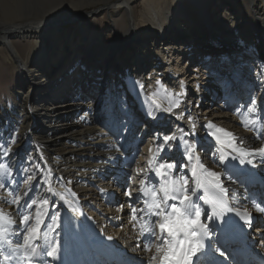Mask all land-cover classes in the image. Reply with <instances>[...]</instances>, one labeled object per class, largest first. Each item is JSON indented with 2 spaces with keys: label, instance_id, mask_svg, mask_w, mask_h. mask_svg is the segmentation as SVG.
<instances>
[{
  "label": "bare ground",
  "instance_id": "1",
  "mask_svg": "<svg viewBox=\"0 0 264 264\" xmlns=\"http://www.w3.org/2000/svg\"><path fill=\"white\" fill-rule=\"evenodd\" d=\"M20 1L9 8L0 0L4 21L0 24V66L8 64L18 80L12 94L17 104L8 111L0 107V144H8L13 137L16 141L8 156H0V164L10 166L7 174L0 170V181L6 184L0 188V211L14 217L23 231L26 226L19 223L18 214L25 210L11 201L17 195L23 197L31 187L21 204L37 199L38 205L27 211L35 217L37 206L41 210V237L46 239L40 243L48 250L57 247L55 257L43 258L46 264H148L151 253L143 250L146 240L139 235L140 224L130 220L131 208L141 205L133 204L124 191L131 183L135 197L142 178L155 179L147 171L148 160L156 153L153 147L160 138L173 134L195 140L205 149L200 153L202 162L221 173L230 195L238 193L229 206L241 211L247 208L251 216L249 226L234 211L212 220L202 215L210 229L212 249L206 240L196 264H232L234 256L229 250L242 249L241 238L250 242L255 232L262 234L264 242V222L254 219L264 212L253 206L255 201L264 207V158L255 155L241 163L237 153L225 148L221 160L219 153L212 155L218 145L208 134L215 132L208 126L211 122L242 138L247 147L264 145V125L258 123L254 134L241 123L250 98H264L262 0H186L193 5L188 4L186 10L191 11L184 14L179 10L185 0H99L97 4L80 3L82 6L73 8L77 11L59 13L55 7L43 16L41 13L52 7L44 4L41 10L27 12ZM137 1L141 11L135 17L132 4ZM83 6L96 8L85 13ZM100 10L108 12L113 23L112 43L105 50L91 46L89 37L94 35L90 29H82L84 40L78 45L91 55L80 54L77 59L63 27L71 23L85 28L89 16ZM183 21L187 27L181 26ZM140 25L145 29L143 36ZM206 30L212 34L214 52L200 41H207L200 35ZM233 61L239 67L228 68ZM95 71L96 76H91ZM2 77L0 69V82ZM234 79L239 86H234ZM134 81L142 83L143 90L134 86ZM182 82L194 93L181 87ZM166 91L183 92L179 107L171 112L159 111L153 103L168 107ZM150 111L155 119L148 115ZM193 123L195 136H184L191 133ZM216 136L228 139L223 133ZM144 138L147 141L143 142ZM169 143L172 151L166 149L162 155L169 162L175 160L179 169L181 163H187L181 147L175 146L182 141ZM140 168L145 172L138 176ZM28 176L34 179L25 183ZM259 182L262 187L257 186ZM19 185L22 189L16 194ZM42 199H48L49 204H40ZM53 213L58 217L55 222L48 219ZM29 223L35 225V220ZM15 228L11 225L9 231ZM224 238L227 249L219 245ZM8 239L16 241L17 237L9 235ZM8 264L17 261L14 258Z\"/></svg>",
  "mask_w": 264,
  "mask_h": 264
},
{
  "label": "snow or ice",
  "instance_id": "2",
  "mask_svg": "<svg viewBox=\"0 0 264 264\" xmlns=\"http://www.w3.org/2000/svg\"><path fill=\"white\" fill-rule=\"evenodd\" d=\"M133 84L141 90L144 88V85L139 81H134ZM155 95L156 93H153V96ZM166 95L169 101L168 107L162 108L155 100L153 103L157 110L171 112L173 108L179 107V97L183 95V92L174 94L166 91ZM148 115L152 116L153 119L156 118L151 111ZM178 118L182 119L183 115L181 114ZM241 123L245 129L254 132V134L257 132L256 125L258 123L264 125V98L259 101L256 96L250 98L249 104L245 107V119ZM208 126L215 128V132L208 134L214 137L218 145L212 153L213 156L219 153V158L222 160L224 149L229 148L238 154L241 163L248 157L255 155L264 158V145L254 148L247 147L244 140L237 138L233 133L217 128L211 122ZM195 127L196 125L193 123L191 133H184V136H195ZM217 132L223 133L228 138L227 141L216 136ZM257 138L261 137L258 136ZM177 140L182 141V143H177L175 146L181 147L182 156L187 161V163H181L179 169H177L175 160L169 162L162 155L166 149L171 152L173 145L169 142ZM15 143L13 137L10 143L0 144V156H8L12 151L11 145ZM198 146L197 141H189L183 137L177 138L175 134L164 136L162 143L156 146V153L148 160L147 171L153 173L155 179L153 176L142 178L135 197H133L132 184L129 183L125 187L124 195L132 199L133 204L139 203L141 205L139 208L135 206L131 208L130 220L140 224L139 235L145 237L146 240L143 250L151 253L148 264H193V257L205 249L206 240H208L207 247L210 249V229L207 223L202 222V215L206 219L212 220L222 218L225 213L234 211L245 220L246 224L251 226V216L247 208L241 211L229 206L230 201L237 199L238 193L231 192L230 195V189L225 187L221 181V173L205 166L200 155L205 149L199 146V151H197ZM248 163L251 164L252 160L248 159ZM9 167L7 164H0V170L6 174ZM185 169H188L190 175L184 172ZM136 171L139 176L145 172V169L140 168ZM33 179L32 176H28L25 183ZM5 187L6 184L0 181V188ZM29 191H31V187L23 193V197H28ZM48 191L51 192L52 189L49 188ZM23 197L17 195L11 201L12 204H16L25 210V214H18L19 223L26 226L23 231L20 230L14 217L0 211V257H2L0 264H8L14 258L17 264H46L44 257H55L56 255L57 247L54 246L48 250L45 244L40 243L41 239H46V236L41 237L40 225L43 221L40 219L41 210L39 206H37L35 217L27 211L32 209L34 205H38L37 199L31 198L30 201L21 204ZM40 204L48 205L49 200L42 199ZM205 205L211 209L210 213L205 209ZM253 206L258 212H264V207L261 204L253 201ZM137 213L140 215L138 216ZM57 218L55 213L48 216V219L53 222ZM33 219L35 225L29 223ZM136 223L133 224V227L136 226ZM11 225H16L12 232L9 231ZM9 235L17 237L16 241L9 240ZM5 246L8 248L7 252ZM217 251L219 250L217 249ZM220 255L223 256L224 253L220 252Z\"/></svg>",
  "mask_w": 264,
  "mask_h": 264
},
{
  "label": "rangeland",
  "instance_id": "3",
  "mask_svg": "<svg viewBox=\"0 0 264 264\" xmlns=\"http://www.w3.org/2000/svg\"><path fill=\"white\" fill-rule=\"evenodd\" d=\"M4 1L6 3V6L10 8V6L15 5V3H16L17 0H4ZM22 1H23L24 5H23ZM97 1H99V0H96V2H93V0H27V1L26 0H21L19 4H20L21 7L22 6L27 7V9H28L27 12H33V11L41 10L42 5H44V4H47L46 7H52L47 12L46 11L42 12L41 14L43 16L44 13L47 15L49 12L53 11L52 9L55 8V7H57L56 10H60L61 11L59 13H62L66 9L76 10V9H73V8L82 6V5H78L80 3H82V4L83 3H86V4H88V3L89 4H91V3L97 4ZM119 1L120 0H111V2H115V3L119 2ZM258 1H261V0H258ZM262 3L264 4V1L263 0H262ZM33 4H35V5L33 6ZM188 4L193 5V3L191 1H186L185 0L183 2L182 6L180 7V10L179 11L182 12L183 14H184V11L187 12V13H189L191 10L190 9L189 10H186L188 8ZM132 5H133L132 6L133 7V11H135L134 12L135 17L139 16L140 11H141V5L139 4V1H137L136 3H134ZM83 8H85L83 12L89 13V12L93 11L96 7L83 6ZM211 8H213V7H211ZM37 13L38 12L32 14V17L33 18H36ZM41 14H39L38 17L41 18ZM213 15H214V11L213 10H210L209 11V16L211 18H213ZM89 17H90L89 18V22L85 26V28L84 27L81 28V27H79L77 25H72L71 23L70 24L69 23H66V25L64 26L65 28L63 27V32L64 33H67L69 35V37H70V41L72 43V46L75 49V57L77 59L80 58V54H83V57H88V56L91 55L89 53H85V51H84L85 46L82 48L80 45H78V42L84 40L82 38V29H90L91 30V33H92L90 35H94V36L89 37V38H91V40L89 39V42H92V43H88V44H91V46L94 45V46H97L98 48H101V49L105 50V49L109 48V46L112 43V36H109V34L113 30V23H112V21L110 19L109 13L108 12L106 13L105 11L100 10L95 15H92V16H89ZM186 19L187 18L185 17V20ZM3 22L4 21H1V18H0V24L3 23ZM181 26L182 27H187V23L185 21H183V22H181ZM139 27H140L139 28L140 29V34L143 36L142 33H145V29H143V27L141 25ZM200 35L201 36H205L207 38V41L206 42L204 40H202V39L200 40L202 42L203 46L206 47L208 51L211 50L210 52H214L212 49H216L215 48L216 45H215V43H211L212 34L209 32V30H206V33H201ZM262 35H264V33H262ZM216 41L217 40H215V42ZM80 44H83V43H80ZM199 47L201 49H204L202 46H199ZM61 49H63V48H61ZM0 63H2L1 62V59H0ZM235 63L236 62L233 61L231 64L227 65V67L228 68L229 67H239L238 65H235ZM260 64H262V68H263L264 67V63H260ZM0 69L4 73V77H2V80H1L2 82H0V107H3L2 110H7L8 111V110H12L14 108V106L18 102V99L16 100L17 102H15L14 99H12L13 96H14V91L13 90H14V88L17 87V84H18V82H17L18 80L17 79H14V77H17L16 76L17 74H15L14 69H12L6 63L3 66H0ZM91 76H96V71H95V73L91 74ZM184 80H186V77L184 78ZM91 91H92V88H91ZM162 93H160V94L163 96L164 94H162ZM12 94H13V96H12ZM235 94H237V93H235ZM215 107L216 106L213 105L212 106V109H214ZM37 132H39V130H37ZM145 141H147V139L145 140V138H144L143 142H145ZM27 142H28V139L26 140V143ZM9 143H10V141H9ZM21 189H22V186L19 185L17 187L16 194H18L21 191ZM257 194L254 195L255 198H257ZM127 213L129 214L130 211H128ZM253 228H255V227H253ZM114 237L117 238L118 235H115L114 234ZM118 239H116V240H118ZM66 246H68V243H67Z\"/></svg>",
  "mask_w": 264,
  "mask_h": 264
}]
</instances>
